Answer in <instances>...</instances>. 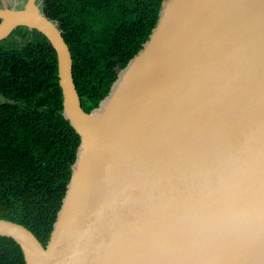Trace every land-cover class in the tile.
Here are the masks:
<instances>
[{
    "label": "water",
    "instance_id": "95a60500",
    "mask_svg": "<svg viewBox=\"0 0 264 264\" xmlns=\"http://www.w3.org/2000/svg\"><path fill=\"white\" fill-rule=\"evenodd\" d=\"M0 19V40L46 36L80 138L46 244L0 218L25 264H264V0H162L88 112L40 3H4Z\"/></svg>",
    "mask_w": 264,
    "mask_h": 264
},
{
    "label": "trees",
    "instance_id": "16d2710c",
    "mask_svg": "<svg viewBox=\"0 0 264 264\" xmlns=\"http://www.w3.org/2000/svg\"><path fill=\"white\" fill-rule=\"evenodd\" d=\"M73 57L72 75L88 112L107 95L155 26L162 0H40ZM19 44H0V218L23 224L45 245L61 206L79 135L62 115L56 52L27 27ZM0 264H25L0 236Z\"/></svg>",
    "mask_w": 264,
    "mask_h": 264
},
{
    "label": "rangeland",
    "instance_id": "374dc122",
    "mask_svg": "<svg viewBox=\"0 0 264 264\" xmlns=\"http://www.w3.org/2000/svg\"><path fill=\"white\" fill-rule=\"evenodd\" d=\"M12 1H15V0H10V2ZM17 1L21 5V4H24L26 0H17ZM26 32H27L26 29H23L22 27H17L10 33V35L7 38L1 40L0 44L9 45V44L22 43L29 37L28 33L25 36L22 35L23 33H26ZM5 100L6 99L0 95V102H4Z\"/></svg>",
    "mask_w": 264,
    "mask_h": 264
},
{
    "label": "flooded vegetation",
    "instance_id": "af4514ba",
    "mask_svg": "<svg viewBox=\"0 0 264 264\" xmlns=\"http://www.w3.org/2000/svg\"><path fill=\"white\" fill-rule=\"evenodd\" d=\"M26 2V1H25ZM25 2H24V4H25ZM37 2H39L40 3V9H41V11H42V8H41V1L40 0H37ZM4 3H6L7 4V6H8V8H11V7H14L15 9H20V8H23V6H24V4H19L18 3V1L17 0H15V1H12V2H10V0H0V8H2L3 6H4ZM0 21H1V19H0ZM18 27H22L23 29L24 28H26L25 26H18ZM17 28V27H16ZM14 30V29H13ZM12 30V31H13ZM11 31V32H12ZM10 32V33H11ZM10 35V34H9ZM8 35V36H9ZM7 36V37H8ZM6 37V38H7ZM1 41V40H0Z\"/></svg>",
    "mask_w": 264,
    "mask_h": 264
}]
</instances>
